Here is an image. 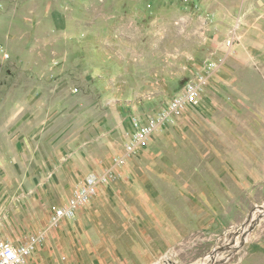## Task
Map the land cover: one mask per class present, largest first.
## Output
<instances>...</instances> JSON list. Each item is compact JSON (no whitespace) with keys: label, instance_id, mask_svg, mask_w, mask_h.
<instances>
[{"label":"rangeland","instance_id":"rangeland-1","mask_svg":"<svg viewBox=\"0 0 264 264\" xmlns=\"http://www.w3.org/2000/svg\"><path fill=\"white\" fill-rule=\"evenodd\" d=\"M0 227L28 264H264V0H0Z\"/></svg>","mask_w":264,"mask_h":264},{"label":"built area","instance_id":"built-area-1","mask_svg":"<svg viewBox=\"0 0 264 264\" xmlns=\"http://www.w3.org/2000/svg\"><path fill=\"white\" fill-rule=\"evenodd\" d=\"M201 93V85L196 82H189L184 87L181 94L176 96L172 101V111H181L189 104L196 102ZM136 125L140 128L137 134L138 142L145 140L152 128L150 126L140 125L136 120ZM134 145L129 146V152L133 151ZM105 177L88 178L79 184L73 191L69 200L57 206L51 217V224L58 228L63 222L71 221L77 218L78 214L89 206L92 200L98 194L99 184ZM45 233H35L26 238L20 244L16 240L3 236L0 227V264H28V261L36 248L44 239Z\"/></svg>","mask_w":264,"mask_h":264},{"label":"bare ground","instance_id":"bare-ground-1","mask_svg":"<svg viewBox=\"0 0 264 264\" xmlns=\"http://www.w3.org/2000/svg\"><path fill=\"white\" fill-rule=\"evenodd\" d=\"M219 252L216 253L215 256H211L208 260H206L204 263L206 264H211L213 262V260H215L217 258V255H218ZM219 258V257H218ZM215 262V261H214ZM203 263V264H204Z\"/></svg>","mask_w":264,"mask_h":264}]
</instances>
